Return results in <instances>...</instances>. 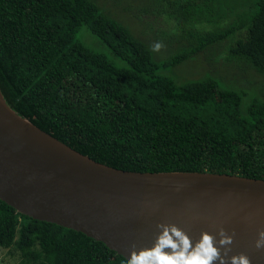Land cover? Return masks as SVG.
<instances>
[{
    "label": "trees",
    "instance_id": "obj_1",
    "mask_svg": "<svg viewBox=\"0 0 264 264\" xmlns=\"http://www.w3.org/2000/svg\"><path fill=\"white\" fill-rule=\"evenodd\" d=\"M146 8L165 10L180 23V34H158L174 37L163 57L97 0H0L6 103L114 168L264 179V96L255 91L243 101L232 79L226 84L208 72L180 82L165 73L207 47L211 62V47L238 29L225 60L264 74V0H145ZM229 12L235 17L224 26H194ZM82 27L94 37L90 42L78 35ZM0 249L17 264H127L103 242L1 199Z\"/></svg>",
    "mask_w": 264,
    "mask_h": 264
},
{
    "label": "water",
    "instance_id": "obj_2",
    "mask_svg": "<svg viewBox=\"0 0 264 264\" xmlns=\"http://www.w3.org/2000/svg\"><path fill=\"white\" fill-rule=\"evenodd\" d=\"M0 199L34 219L99 240L126 260L133 249L154 245L158 225H175L193 244L205 232L218 241L223 228L233 236L228 257L243 253L251 264H264V249L255 247L264 229V179L114 168L20 116L1 90Z\"/></svg>",
    "mask_w": 264,
    "mask_h": 264
},
{
    "label": "rangeland",
    "instance_id": "obj_3",
    "mask_svg": "<svg viewBox=\"0 0 264 264\" xmlns=\"http://www.w3.org/2000/svg\"><path fill=\"white\" fill-rule=\"evenodd\" d=\"M97 1L111 15L126 24L136 36L145 40L152 50L155 44H162L163 46L159 51L153 50L156 57H163L166 53H170L171 48L174 46V37L169 35V38L164 37L162 39L158 35L160 32L177 35L181 33L180 23L176 17L167 15L165 10L161 11L154 8L144 9L145 0H118L117 5L113 3V0ZM233 17H235L234 14L229 12L225 17L217 18L214 22L200 21L193 23L201 31L209 30L214 27L226 25ZM238 31L237 29V31L231 34L232 36H227L211 47L213 54H215L211 62L208 61L210 52L207 50V47L196 52L194 57L192 59L190 58L191 60L188 59L181 65L169 68L165 73L180 82L188 78L202 77L205 72H208L225 81L226 84L227 80L232 79L231 83L241 88L242 90H240L245 93L243 101L245 99L248 101L255 97L256 92L258 96H264V74L248 67L239 66L236 62L233 63L234 61L225 60L228 44L237 38ZM78 35L80 37L83 36L81 39L86 43L94 38L85 27L80 29ZM17 262V257L11 256L6 249H0V264H17Z\"/></svg>",
    "mask_w": 264,
    "mask_h": 264
},
{
    "label": "clouds",
    "instance_id": "obj_4",
    "mask_svg": "<svg viewBox=\"0 0 264 264\" xmlns=\"http://www.w3.org/2000/svg\"><path fill=\"white\" fill-rule=\"evenodd\" d=\"M163 45L157 43L153 50L159 51ZM162 228L154 245L150 248L133 249L127 264H251L246 254L240 253L228 257L233 236L221 228L217 241L210 233H202L193 244L191 238L175 225H158ZM217 243L220 247H217ZM257 249H264V229L258 232L255 241ZM223 248V254L221 253Z\"/></svg>",
    "mask_w": 264,
    "mask_h": 264
}]
</instances>
